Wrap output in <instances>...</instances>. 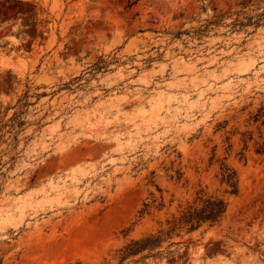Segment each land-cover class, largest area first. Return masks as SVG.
I'll return each mask as SVG.
<instances>
[{
	"label": "rangeland",
	"instance_id": "obj_1",
	"mask_svg": "<svg viewBox=\"0 0 264 264\" xmlns=\"http://www.w3.org/2000/svg\"><path fill=\"white\" fill-rule=\"evenodd\" d=\"M263 113L264 0H0V264H117L201 188L143 264H264Z\"/></svg>",
	"mask_w": 264,
	"mask_h": 264
},
{
	"label": "trees",
	"instance_id": "obj_2",
	"mask_svg": "<svg viewBox=\"0 0 264 264\" xmlns=\"http://www.w3.org/2000/svg\"><path fill=\"white\" fill-rule=\"evenodd\" d=\"M220 17H218L219 20ZM217 19L210 23L217 22ZM250 23L253 20L249 18ZM239 25H246L244 22H238ZM249 23V24H250ZM259 23V22H254ZM206 29L200 28L201 31ZM264 115V113H263ZM222 181L227 182L232 187V192L239 191V181L237 173L230 167L225 166ZM144 201L139 209V215L142 217L150 213L153 207L162 210L164 201L156 203ZM228 211V202L225 197L218 193H209L204 188L197 191L193 200L181 204L175 212L170 213L165 218L158 220V225L139 237H134L125 242L117 249L119 261L117 264H130L131 262L143 264L149 257H162L174 254L176 249L172 247L183 242L186 234H190L203 226H215L221 224ZM130 229V228H129ZM127 229L126 231H128ZM177 238H180L177 240ZM100 264H112L109 261H103Z\"/></svg>",
	"mask_w": 264,
	"mask_h": 264
}]
</instances>
